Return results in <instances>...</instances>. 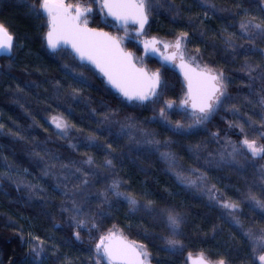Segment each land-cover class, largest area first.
I'll use <instances>...</instances> for the list:
<instances>
[{
	"label": "trees",
	"instance_id": "trees-1",
	"mask_svg": "<svg viewBox=\"0 0 264 264\" xmlns=\"http://www.w3.org/2000/svg\"><path fill=\"white\" fill-rule=\"evenodd\" d=\"M152 3L150 32L165 39H175L180 32L189 33L188 47L199 49L203 61L213 69L222 70L228 78L227 93L239 110L238 115L221 109L194 132L174 134L154 121L153 113L124 105L106 83L80 67L71 56L66 53L55 58L49 56L44 47L46 20L43 16L38 18L31 7L37 0H0V24L16 42L11 57H0V124L3 125L0 128V264H94L95 244L100 235L110 230L143 245L152 264H187L189 254L200 253L213 261L222 258L226 264H259L256 260L259 249L253 251L252 242L245 234L264 229V209L250 206L246 196L251 188L258 198H264L257 169L243 158L240 160L244 170L240 172L206 161L208 153L215 157L224 150L225 137L239 144L246 134L261 142L259 132L255 131L260 129V124L250 128L244 122L249 117L252 121L260 120L261 109L253 101L259 98L262 81H251L242 66L246 62L264 65V57L259 51L250 52L247 58L242 53L248 49L264 50V37L249 42L243 38L240 25L250 17H256V23L264 20V0H152ZM91 27L106 30L98 12ZM226 41H231L232 46ZM150 65L157 66L154 61ZM163 78L165 98L177 101L183 91L178 75L165 69ZM80 79L86 83H80ZM72 88L79 89L75 98L69 95ZM106 113L114 114L112 122L98 124ZM58 115L75 125L70 139L56 135L50 120ZM171 119L183 120V117L176 112ZM132 121L135 125L128 128ZM230 124L243 125L244 132ZM141 130L155 134L161 142L158 151L156 146L134 142L142 139ZM215 132L220 133L219 143L211 135ZM90 134L98 137V144L113 145L115 151L107 158L113 159L114 169L103 167L105 149L88 146ZM166 142L170 143L165 146ZM70 145L78 147L73 149ZM195 145L204 146L198 155L193 150ZM85 153L94 161L92 169L99 173L89 177L93 195L84 203L86 213L96 216V228L90 224L83 228L72 225L71 213L62 211V205L70 207L71 200L57 188L58 182L67 184L69 189L77 182L74 176L64 180L68 169L63 165L84 161ZM162 153H171L174 162ZM256 163L264 165V160ZM194 170L206 174V186ZM112 179L120 180L122 191L130 189L140 203L151 200L157 211L174 209L184 217L181 234L171 237L179 241L182 250L169 248L165 240L169 231L155 212L132 213L126 203L112 197L113 206L107 215H98L103 209H98L95 193L103 191ZM212 185H215L212 190L215 199L209 198L208 189ZM77 199L81 198L77 196ZM225 201L238 203L235 216L221 206ZM234 219L239 220V225L233 223ZM77 231L80 240L75 237ZM41 241L43 251L36 256L32 249Z\"/></svg>",
	"mask_w": 264,
	"mask_h": 264
},
{
	"label": "snow or ice",
	"instance_id": "snow-or-ice-1",
	"mask_svg": "<svg viewBox=\"0 0 264 264\" xmlns=\"http://www.w3.org/2000/svg\"><path fill=\"white\" fill-rule=\"evenodd\" d=\"M95 6V8H94ZM38 18L43 16L46 20L48 31L46 33V47L56 55L61 52L71 56L73 60L78 62L80 67L88 68L92 66L105 78L107 85L114 88L120 95L123 101L133 104L136 107L147 104H157L161 101L164 95L166 83H162L161 74L157 71H149L143 62L137 64L134 54L127 51L122 45L127 39L131 27V31L135 34V38H139L144 34L145 26L149 24V17L152 14L154 5L152 0H90L87 4H69L66 0H37V4L31 6ZM96 11L102 18V22L107 24L108 17H111L119 29L123 30L124 36L113 35L111 32L105 31L101 27H90L89 18ZM247 17V13L244 14ZM256 17L247 18L242 22L240 27L243 30V38L254 43L257 37H264V20L256 23ZM189 33L180 32L172 43L163 42L164 49H175L174 52L164 56L165 62L175 63L179 60L178 67L180 68L187 84V93L185 97L177 105L174 101L165 100L162 106L158 108L156 115L153 116L154 121H159L169 131L174 134L192 133L196 129L207 124L221 109L231 110L233 115H238L239 110L236 105L231 103V97L227 93L228 78L220 69H212L207 65L201 66L197 62L196 56L185 58V48L190 42ZM160 41L155 38L145 40L143 48L145 54L151 48L153 52L159 51L156 47ZM231 45V41H226ZM16 47L15 37L8 29L0 24V55L11 57ZM234 47V46H233ZM197 53L199 49L195 50ZM253 51H259L261 57H264V50L248 49L243 55L247 58L248 54ZM64 67H68L65 65ZM247 72L251 81L259 79L262 81L261 93L259 98L253 101L257 104L261 112L259 113L260 120L252 121L251 117L244 123L252 128L255 123L260 124L259 132L260 141L256 138H249L246 134L236 144L225 137L226 146L223 151H220L214 157L212 153H208L207 163L216 167L228 166L235 168L240 172L244 170V165L241 164L240 158L250 163L252 168L257 169V175L261 181L260 190L264 193V165H258L257 160H264V65L248 64L242 66ZM255 73V75H254ZM80 83H86V80L80 79ZM59 92V85L57 87ZM79 94V89L72 88L70 97L75 98ZM177 112L182 115L183 120H172L171 115ZM95 109L92 110V115H95ZM114 114L106 113L102 120L97 121L98 124H109L112 122ZM131 119V118H129ZM51 123L54 124L56 135L63 139H70L71 129L75 125L70 124L63 115H58L52 118ZM132 121L128 128L135 125ZM240 128L241 133L244 132L243 125H231ZM0 128L3 125L0 124ZM124 131V126L121 127ZM141 140L134 142L142 145L156 146L155 150H159L160 141L155 138V134L145 130ZM109 134L111 130L108 129ZM213 139L219 143L220 133L211 134ZM98 137L90 134L87 138V144L90 147L103 148L107 152V156L103 167L107 170L115 168L111 154L115 149L111 143L104 145L97 143ZM170 142H166L165 146ZM76 149L77 145H70ZM202 145H195L194 151L200 150ZM47 154V150H45ZM162 155L174 162V157L171 153H162ZM87 156V153H85ZM77 164L85 165V167H77ZM94 164L93 159L87 156L82 162L72 161L70 164L63 165L68 169V174L64 180H68L69 176L76 178L75 183L69 189L67 184L57 183V188H61L63 195L71 200V206L65 207L62 205V211L71 213L70 220L76 228H83L91 225L96 228V216L86 213L84 203L89 202V198L93 195L90 191L89 177L99 175L92 169ZM74 169V170H73ZM196 174L198 179L207 184L208 177L206 174ZM79 173V175H77ZM47 174V172H45ZM191 185V181L188 182ZM200 187L201 185H196ZM123 184L118 179H112L107 184L103 191L95 193L98 203V215L103 217L107 215L108 210L113 206L112 197L117 201H123L127 204L130 212L135 213L140 210L155 212L163 221L169 231V237L165 238L169 248L175 251L182 250V245L176 239L181 234L180 228L184 223V217L177 213L174 209H162L157 211L153 207L151 200L140 203L132 194L131 190H123ZM215 185L208 189L210 199H215L212 190ZM77 196L81 199L78 200ZM250 206L254 208L264 209V198H258L250 188L246 194ZM83 201V203L81 202ZM106 206V207H105ZM222 207L229 209V215L235 216L239 211L238 203L223 202ZM233 223L239 225V220H233ZM248 239L252 242L253 251L259 249L256 260L259 264H264V229L249 230L245 233ZM75 237L80 240V232H75ZM39 240V237L35 238ZM43 241L36 245L32 251L36 256H40L43 251ZM95 261L94 264H147L148 253L143 245L128 243L122 237H118L117 232L110 230L107 234L99 236L93 249ZM190 264H226L224 259L215 261L207 258L204 253H200L195 259L189 254Z\"/></svg>",
	"mask_w": 264,
	"mask_h": 264
},
{
	"label": "water",
	"instance_id": "water-1",
	"mask_svg": "<svg viewBox=\"0 0 264 264\" xmlns=\"http://www.w3.org/2000/svg\"><path fill=\"white\" fill-rule=\"evenodd\" d=\"M108 22L112 23L113 25H116V22H115L111 17H108ZM150 24H151V15H150V17H149V24L145 26L144 34L149 30ZM115 27L118 28L117 26H115ZM130 28H131V27H130ZM47 31H48V28L46 27V31H45V34H44V47H45V50H46L47 54H48L49 56L55 58L57 55H56V54H53V53H52V52L46 47V39H45V37H46V33H47ZM144 34H142V35H144ZM153 38H155L157 41H160V42H161V43H158V44H163V42H165V40H164L162 37H160V36H151L150 38H147L146 40H151V39H153ZM122 46L124 47V45H122ZM124 48H125V47H124ZM130 52H131V51H130ZM132 53H133V52H132ZM133 54H134V53H133ZM142 55H143V57L146 58V59L149 58V59H152V60L157 61L158 64L161 65L164 69H165V68H166V69H170V70H172L173 72H175V73L178 75V77H179V79H180V81H181V84H182V86H183V88H184V92H185L184 97H185V95H186V93H187V84H186V81H185V79H184V76H183V74H182L180 68L178 67V65H179V61H177V63L165 62V61H164V55L161 53V51L159 50V51L153 52V51L151 50V48L148 50L147 54H145V50H144V48H143V45H142ZM167 55H168V54H167ZM2 56H4V55H0V57H2ZM165 56H166V55H165ZM5 57H8V56H5ZM134 57H135L136 62H137V64H138V66H139V62H138V60H137V58H136L135 55H134ZM197 62L200 63L198 58H197ZM200 64H201V63H200ZM201 66H204V65L201 64ZM145 67H146V66H145ZM146 68H147V67H146ZM87 69L90 70L94 75H96V76H97L102 82L106 83L105 78L102 76V74H100V73H99L97 70H95L92 66H89ZM147 69H148V68H147ZM164 69H162V70L159 71L160 74H161V80H162V83H163V72H164ZM148 70H149V69H148ZM149 71H150V70H149ZM106 84H107V83H106ZM108 89H109V91H110L113 95L117 96V97L121 100V102H122L124 105L129 106V107H135L133 104H129V103L123 101L122 98L120 97L119 93H118L114 88H112L110 85H108ZM184 97H183V98H184ZM116 232H117L118 237H122V238H123L125 241H127L128 243H133V244H136V245H141V244H139V243H137V242H134V241L128 239V238H127L126 236H124L121 232H118V231H116ZM145 249H146V248H145ZM146 251H147V250H146ZM147 253H148V251H147ZM197 256H198V255L192 256V258L195 259ZM147 264H151L150 259H149V253H148V261H147ZM187 264H190L189 257L187 258Z\"/></svg>",
	"mask_w": 264,
	"mask_h": 264
},
{
	"label": "flooded vegetation",
	"instance_id": "flooded-vegetation-1",
	"mask_svg": "<svg viewBox=\"0 0 264 264\" xmlns=\"http://www.w3.org/2000/svg\"><path fill=\"white\" fill-rule=\"evenodd\" d=\"M110 28L111 27H109L108 25H106V30H108ZM114 29L119 30V31H123V30H121L119 28H116L115 26H114ZM130 31H131V28H130ZM121 36L123 37L124 35H121ZM151 36H153V35L150 33V27H149V30L144 35L139 36V38H135V34L131 31V35L128 36L127 39L124 40L123 45H124V47H125V49L127 51H131L133 53H134V51L135 52H139L140 53V60L143 63H147L149 61L150 62L154 61L156 63V65L158 66V69L162 70L164 68L161 65H159L157 61L152 60V59H149V58L146 59L142 55V45H143V42L147 38H150ZM163 39L167 43H172L175 40V39H165V38H163ZM156 47L161 51V53L164 56L167 55V54H169V53H171V52H174L175 51V49H167V50L164 49L163 46H162V44H157ZM188 49H189V47H188V44H187L186 45V48H185V58L189 57ZM134 55H135V53H134ZM136 58H137V56H136ZM137 60H138V58H137ZM177 61H179V60H176L175 63H177ZM138 62H139V60H138ZM165 69H164V71H165ZM182 88H183V86H182ZM184 94H185V92H184V88H183L182 95H181V99H183Z\"/></svg>",
	"mask_w": 264,
	"mask_h": 264
},
{
	"label": "rangeland",
	"instance_id": "rangeland-1",
	"mask_svg": "<svg viewBox=\"0 0 264 264\" xmlns=\"http://www.w3.org/2000/svg\"><path fill=\"white\" fill-rule=\"evenodd\" d=\"M66 3H68L67 1H66ZM70 4V3H69ZM94 8H95V6H94ZM95 15H96V11H94L93 12V14L90 16V18H89V26L91 27V23H92V20L94 19V17H95ZM101 21H102V18H101ZM106 25H108L109 27H111L110 29H108V30H105V31H108V32H111L113 35H124V32L123 31H119V30H116V29H114V26H113V24L112 23H110V22H107V24ZM151 33V32H150ZM152 34V33H151ZM131 35V31H129V35L128 36H130ZM153 36H157V35H154V34H152ZM134 53H135V55L137 56V58H138V60H139V64L141 63V60H140V53L139 52H135L134 51ZM188 53H189V56H196V58H198L199 59V62L202 64V65H207L204 61H203V59H202V57H201V55H200V53L198 52H196L194 49H191V48H189L188 49ZM60 54H64V52H61ZM143 65L144 66H146L150 71H160V69H158V66H152V65H150V61L149 62H147V63H143ZM208 66V65H207ZM209 67V66H208ZM211 68V67H210ZM213 69V68H212ZM164 74V73H163ZM163 83H164V78H163ZM165 100H167L166 98H165V88H164V95H163V97L161 98V101L160 102H158L157 104H155V105H153V104H147V105H144V106H139L138 108H141V109H143V110H145V111H148V112H150V113H153L154 115H156V112H157V110H158V108L159 107H161L162 106V102L163 101H165ZM182 99H181V97L177 100V101H174L177 105H179V103H180V101H181ZM136 107V106H135ZM174 113H176V112H174ZM52 120V119H51ZM50 120V121H51ZM52 125H53V128L55 129V126H54V124L52 123ZM55 181V180H54ZM147 250V249H146ZM193 256H195V255H193ZM149 259H150V262H151V256H150V254H149ZM187 262V261H186ZM152 264V263H151Z\"/></svg>",
	"mask_w": 264,
	"mask_h": 264
}]
</instances>
